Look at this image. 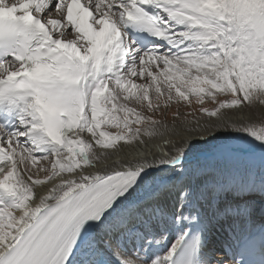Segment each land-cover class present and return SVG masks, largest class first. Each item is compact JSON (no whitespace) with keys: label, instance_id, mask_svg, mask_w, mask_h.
<instances>
[{"label":"snow or ice","instance_id":"6c2138e0","mask_svg":"<svg viewBox=\"0 0 264 264\" xmlns=\"http://www.w3.org/2000/svg\"><path fill=\"white\" fill-rule=\"evenodd\" d=\"M0 264H264V0H0Z\"/></svg>","mask_w":264,"mask_h":264},{"label":"bare ground","instance_id":"6f19581e","mask_svg":"<svg viewBox=\"0 0 264 264\" xmlns=\"http://www.w3.org/2000/svg\"><path fill=\"white\" fill-rule=\"evenodd\" d=\"M261 108L260 106H257V111H260ZM246 113H238L236 114V117L235 118H245L246 117ZM185 135H187V133H184ZM159 143L158 140H153V141H149V145L148 147L152 148L153 150H155L157 144ZM147 149L146 148H143L139 145L135 146L134 148H125L123 150L124 152V158H132L134 156H137V155H140V154H143ZM119 157L117 156H113L111 157L110 159H117Z\"/></svg>","mask_w":264,"mask_h":264}]
</instances>
